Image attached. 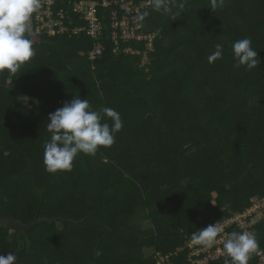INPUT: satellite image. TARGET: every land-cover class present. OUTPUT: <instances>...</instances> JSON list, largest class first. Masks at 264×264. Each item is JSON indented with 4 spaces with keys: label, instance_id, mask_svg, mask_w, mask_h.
<instances>
[{
    "label": "trees",
    "instance_id": "16d2710c",
    "mask_svg": "<svg viewBox=\"0 0 264 264\" xmlns=\"http://www.w3.org/2000/svg\"><path fill=\"white\" fill-rule=\"evenodd\" d=\"M73 1L52 6L69 29L84 20L70 12ZM180 2L175 20L147 7L141 24L154 35L151 48L116 44L111 8L101 12L99 39L37 34L32 15L34 57L15 75L0 73V255L15 253L16 264H189L193 232L264 198V0H225L216 12L210 0H176L173 14ZM246 37L260 60L251 70L233 66L231 44ZM217 43L223 57L209 63ZM76 96L93 111L113 108L123 127L111 147L78 154L70 172L49 173L48 115ZM181 136L185 155L171 146ZM252 137L260 146L248 151ZM190 156L195 166L176 168ZM221 177L227 182L213 187ZM230 182L236 205L227 213L205 197L213 189L225 196ZM255 221L244 230L264 253V212ZM258 251L248 264H259ZM208 264L231 261L225 253Z\"/></svg>",
    "mask_w": 264,
    "mask_h": 264
},
{
    "label": "clouds",
    "instance_id": "9594fccd",
    "mask_svg": "<svg viewBox=\"0 0 264 264\" xmlns=\"http://www.w3.org/2000/svg\"><path fill=\"white\" fill-rule=\"evenodd\" d=\"M176 0H149L147 7L162 14H172L173 20L184 9L180 2V12L173 14ZM42 6V0H0V73L7 70L15 75L19 69L35 55L33 48L32 15ZM212 10L225 6V0H210ZM149 15L142 12L138 17L141 22ZM250 38L232 42V58L234 67H245L247 70L257 68L260 63L257 50L252 48ZM215 50L207 57L209 63H214L223 57L224 47L217 43ZM111 121L101 122L102 115ZM123 121L120 114L110 107L93 111L87 99L78 96L62 107L49 113L46 125L50 136L45 141L43 163L45 170L55 174L57 171H71L73 161L78 154L95 156L100 147H111L115 143L116 134L122 129ZM258 221H253L256 223ZM223 228L219 221L198 229L192 233L195 245L211 247ZM223 248L231 264H248L253 253L258 251V243L253 232L233 231L223 241ZM99 255V253H97ZM15 253L0 255V264H16Z\"/></svg>",
    "mask_w": 264,
    "mask_h": 264
},
{
    "label": "built area",
    "instance_id": "2783aa9c",
    "mask_svg": "<svg viewBox=\"0 0 264 264\" xmlns=\"http://www.w3.org/2000/svg\"><path fill=\"white\" fill-rule=\"evenodd\" d=\"M149 0H80L70 2V12L76 15L79 19H84L79 25H74L71 29L67 27L64 21V13L62 10L57 12V17L54 18L52 6L54 0H42L41 8L35 12L36 20L40 24L36 25L35 32L40 34L45 29L51 35H63L66 32H71L72 35L84 33L95 39H99L101 31L103 29V22L101 20V12L105 13L106 9L111 8L109 16L112 19L111 39L119 44L120 40L125 42L129 40L146 41L147 47H152V41L154 35L150 32L144 33L141 22H138L139 15L147 9ZM99 7L101 8L99 9ZM104 9V10H103ZM120 11L121 15L117 16V12ZM100 12V14H99ZM73 16V17H76ZM103 16V15H102ZM68 15L66 16V18ZM70 22L73 18L68 19ZM124 51H130L138 53L132 50L130 47L124 49ZM101 52L100 44H96L95 47L89 51V58L94 59L97 54ZM143 60H147L146 53H143ZM264 212V198L257 199L247 209L231 214L228 218L220 221V225L223 228L222 233L217 237L215 244L209 247L210 253L203 252L200 245H195L191 241V256L189 258V264H208L210 261L219 260L226 253L223 248V241L227 236L232 233L233 227L236 231L244 230L251 226L255 218L259 217ZM250 219L251 221H247ZM259 264H264V253L258 251ZM202 255L201 258L196 256ZM195 257V258H194ZM163 259V258H161ZM167 259V257H165Z\"/></svg>",
    "mask_w": 264,
    "mask_h": 264
},
{
    "label": "rangeland",
    "instance_id": "374dc122",
    "mask_svg": "<svg viewBox=\"0 0 264 264\" xmlns=\"http://www.w3.org/2000/svg\"><path fill=\"white\" fill-rule=\"evenodd\" d=\"M223 20L225 21L226 18L223 19ZM8 81H10V79H8ZM178 141H180L179 143H177L178 145H171V146L180 147L181 155L187 154L188 153V149H187L188 144L185 143V138L181 136ZM259 146H260V144L258 143V141L254 140V137H252L251 140H250V143H248V146H247L248 147V151L251 150V149H258ZM240 155H241V153H240ZM185 165L195 166L194 158L190 156L188 159L179 162L176 165V168L179 169V168H181L182 166H185ZM233 180H235V176L233 177ZM225 182H227V181H225V178L221 177V178H218L217 180H215L212 183V186L213 187L214 186H216V187L219 186L218 188H220L222 183H225ZM192 184L197 186L200 191L202 190L199 177H197V176L193 177ZM235 187H236L235 183H231L230 182V184L225 187L224 193L227 192V194L225 196L218 197V195L214 192V189H213V190L209 191V193H208L209 195L207 194L205 199L209 200V203H211V205H213L214 207L219 206L223 211H226L227 213L231 212V211H233V207L236 205V204H234V202L236 200V195H235L236 189H235ZM246 187H247V181L245 183H243L242 185H240L238 188L245 189ZM248 196H249V194H248ZM225 205H228L229 208L225 207ZM133 217H135V215H133ZM142 218H143V216L138 214V219L137 220H141L142 221ZM143 225L145 227H147V226H149V222L143 221ZM200 248H201V250L203 252L210 253V251H208L209 247L201 246Z\"/></svg>",
    "mask_w": 264,
    "mask_h": 264
}]
</instances>
